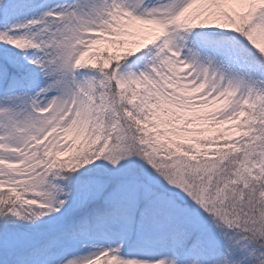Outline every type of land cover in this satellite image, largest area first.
Listing matches in <instances>:
<instances>
[{"label": "snow or ice", "instance_id": "obj_1", "mask_svg": "<svg viewBox=\"0 0 264 264\" xmlns=\"http://www.w3.org/2000/svg\"><path fill=\"white\" fill-rule=\"evenodd\" d=\"M0 264H264V0H0Z\"/></svg>", "mask_w": 264, "mask_h": 264}]
</instances>
